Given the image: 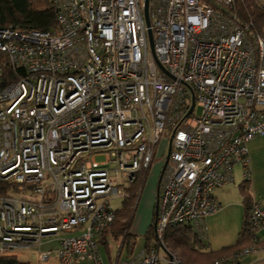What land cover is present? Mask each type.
Masks as SVG:
<instances>
[{
    "label": "built area",
    "instance_id": "2783aa9c",
    "mask_svg": "<svg viewBox=\"0 0 264 264\" xmlns=\"http://www.w3.org/2000/svg\"><path fill=\"white\" fill-rule=\"evenodd\" d=\"M49 1L54 28L0 27V257L57 240L41 261L104 264L112 202L130 197L169 133L155 237L114 264H191L165 233L182 226L205 243L222 206L215 190L234 183L237 165L250 181L248 144L264 135V37L236 0H148L149 26L144 0ZM246 206L249 244L213 264L264 249V196Z\"/></svg>",
    "mask_w": 264,
    "mask_h": 264
},
{
    "label": "trees",
    "instance_id": "16d2710c",
    "mask_svg": "<svg viewBox=\"0 0 264 264\" xmlns=\"http://www.w3.org/2000/svg\"><path fill=\"white\" fill-rule=\"evenodd\" d=\"M236 10L241 22L252 23L251 28L262 34L264 37V0H236ZM56 11L54 5L49 0H0V27L22 26L39 30H48L56 26ZM147 172L140 175L137 181L130 187V197L127 198L123 207L116 210V218L112 225L108 227L102 239L103 243L109 244L107 239L121 240L122 245L134 247L137 236L131 233V223L134 218V210L138 204L147 179ZM249 180H243L241 188L245 194V203L248 205L250 195L248 193ZM241 231L240 248L249 242L245 231V220ZM154 223L149 226L146 239L148 242L155 237ZM165 241L169 247L174 248L179 257L194 264L199 258L213 264L223 252L210 251L201 253L198 248H202V242L194 232L182 226L169 227L165 233ZM247 243V244H243ZM242 246V247H241ZM229 249V248H227ZM133 251V249L131 250ZM132 254V252H131ZM0 264H30L19 260L15 255L1 256Z\"/></svg>",
    "mask_w": 264,
    "mask_h": 264
},
{
    "label": "crops",
    "instance_id": "0c3cea01",
    "mask_svg": "<svg viewBox=\"0 0 264 264\" xmlns=\"http://www.w3.org/2000/svg\"><path fill=\"white\" fill-rule=\"evenodd\" d=\"M0 141H1V133H0ZM1 144V142H0ZM249 151H250V172H251V179L248 186V193L251 196H264V135L259 136L251 140L249 142ZM244 167L241 165L235 166V181L232 184L224 185L223 187L218 188L215 190V194L219 201L221 202V209L218 210L217 213L210 215L207 217V240L205 243L202 242V248H198L201 253H207L210 251H220L226 249L222 255L229 254L232 251L239 249L240 244L238 241L240 240L241 231L244 224V217L247 210V204L245 203V194H243V190L241 188V183L244 180ZM131 223V233L138 237L139 229L133 227L134 220ZM230 221L231 224H235V228L232 230L234 232L233 236L227 238V236L222 237L220 239V235L216 232V228H218L222 224L221 221ZM142 222V218L140 222ZM149 229V228H148ZM148 229L145 230L147 234ZM211 234V238H210ZM217 234V237H216ZM213 235V236H212ZM219 238V239H218ZM110 239L108 238L107 241L110 243ZM138 238L136 239V241ZM219 242V243H216ZM119 243V250L115 257L112 256L111 252L109 251V244L101 242L99 249L105 245V249L109 253V259L104 261L103 255L102 261L104 264H114L117 260L124 259L123 250L127 248L128 256L127 259L130 257L131 252L134 251V248L130 246L122 245L120 240H117ZM216 244L217 249H212L213 244ZM136 244V243H135ZM243 244H247L244 243ZM249 244V243H248ZM58 245L57 240L48 241L41 246V248H33V249H24L14 252V255L23 262H28L30 264H61L59 258L57 257L56 253H53L51 258L46 261H41L39 254L40 250H48V248H56ZM211 246V247H210ZM220 246V247H219ZM242 247V246H241ZM229 248V249H227ZM133 249V251H131ZM73 264H94L90 259L78 260L73 262ZM192 264V263H191ZM194 264H208L207 261L201 260L200 258L194 262ZM239 264H264V249L256 252L251 253L244 256Z\"/></svg>",
    "mask_w": 264,
    "mask_h": 264
},
{
    "label": "rangeland",
    "instance_id": "374dc122",
    "mask_svg": "<svg viewBox=\"0 0 264 264\" xmlns=\"http://www.w3.org/2000/svg\"><path fill=\"white\" fill-rule=\"evenodd\" d=\"M262 35V34H261ZM201 108L197 107L196 113L200 114L201 113ZM169 140H170V135L169 133L166 134V136H164V138L161 140L159 147L158 148V152H157V156L156 159L153 162V165L151 167V169L149 170V172H147V179L145 184H143L144 188L142 190L141 196L139 197V201L138 204L136 205L135 208V212H134V217H135V221H134V229L137 228L139 229L138 231V240L136 241L134 248V251L132 252V254H130L131 256H135L136 254H138L143 247L146 246V233L145 230L149 228V226H151V224H153L154 221V217H155V205H156V196H157V190H158V182H159V178L163 169V165L165 162V156L166 153L168 151L169 147ZM97 160L98 161H102L104 160V156L103 155H99L97 156ZM113 205L116 209H119L123 207V200L122 199H114L113 200ZM142 218V222H140V219ZM222 224V226L220 225L218 228H216V232L219 233L220 235V239H222V237L227 236L230 237L233 236L234 232H232V230L235 228V224H231L230 221H221L220 222ZM213 236V235H212ZM217 237V234H216ZM210 238H211V234H210ZM121 241V240H120ZM216 243H219L216 241ZM214 246H212V249H217L216 248V244H213ZM211 247V246H210ZM220 247V246H219ZM119 248V243L117 242V240L114 239H110V243H109V251L111 252L112 256L115 257L117 255L118 249ZM172 250L174 248L170 247ZM101 253L103 255L104 261L109 259V253L107 252V250L105 249V245H103L101 248ZM123 256L124 259H126V257L128 256V250L127 248H125L123 250Z\"/></svg>",
    "mask_w": 264,
    "mask_h": 264
},
{
    "label": "water",
    "instance_id": "95a60500",
    "mask_svg": "<svg viewBox=\"0 0 264 264\" xmlns=\"http://www.w3.org/2000/svg\"><path fill=\"white\" fill-rule=\"evenodd\" d=\"M145 1V17H146V22H147V25L149 26V24H150V17H149V1L148 0H144ZM149 38H150V40H151V46L153 47V38H152V36H153V34H152V31H151V29L149 30ZM159 65H160V67L166 72V73H169L166 69H165V67L161 64V63H159ZM193 106H194V104H193ZM193 106H192V108H193ZM170 147H171V145H170ZM170 147H168L169 148V151H168V157H169V155H170V152H171V148ZM166 163H167V161L165 162V165H166ZM164 165V166H165Z\"/></svg>",
    "mask_w": 264,
    "mask_h": 264
}]
</instances>
